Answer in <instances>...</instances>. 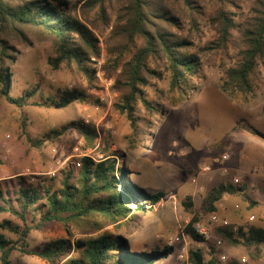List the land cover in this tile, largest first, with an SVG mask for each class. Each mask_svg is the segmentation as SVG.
Listing matches in <instances>:
<instances>
[{
	"label": "trees",
	"instance_id": "trees-1",
	"mask_svg": "<svg viewBox=\"0 0 264 264\" xmlns=\"http://www.w3.org/2000/svg\"><path fill=\"white\" fill-rule=\"evenodd\" d=\"M238 2L0 0V97L17 108L30 104L66 108L74 102L88 103L89 96L78 88L60 90L43 101L33 100L38 86L14 96L9 65L16 56V42L26 43L30 37L49 41L53 55L48 64L55 70L62 65L73 67L87 87L97 89L94 61L100 56L98 44L103 36L107 54L104 67L114 74L113 89L119 93L113 108L128 120L130 136L138 129V103L152 115L163 112L147 98L145 88L151 79H160L165 73L169 74V90L183 97L192 90L194 79L204 67H217L220 91L231 101L252 103L264 84V0H250L242 14ZM202 21L214 34L205 43ZM95 102L100 103L98 99ZM27 121L21 113L19 136L32 148L41 149L45 140L53 141L75 129L84 140L83 149L91 148L100 157L84 153L73 160L61 171L56 187L43 180L29 185L19 181L13 199L5 198L0 190V214H10L22 223L14 225L4 220L0 224L17 236L12 240L0 233V264H12L14 250L35 255L48 264H155L173 253L168 245L131 250L126 236L118 232L135 213L146 212L166 196L164 190L148 191L131 179L127 162L122 161L125 149L111 151L105 139L97 146L95 127L83 121H70L43 139L28 133ZM147 126L153 127L151 123ZM234 128L264 138V133L249 124L237 122ZM130 136L127 149L134 150L138 144ZM225 194H240L251 206L255 204L244 181L226 180L211 188L203 202L204 211L217 212L216 204ZM182 204L191 215L183 232L193 241L205 242L196 230L201 219L191 200ZM37 206L44 210L28 221L27 214ZM53 223L61 224L64 236L29 249L30 233ZM232 227L218 226L214 232L230 245L243 246L252 259L260 258L264 228L247 225L245 230L239 225L234 232ZM210 249L209 256L199 247L189 249V264H220L214 247ZM230 264L238 263L231 259Z\"/></svg>",
	"mask_w": 264,
	"mask_h": 264
},
{
	"label": "rangeland",
	"instance_id": "rangeland-1",
	"mask_svg": "<svg viewBox=\"0 0 264 264\" xmlns=\"http://www.w3.org/2000/svg\"><path fill=\"white\" fill-rule=\"evenodd\" d=\"M249 2L239 0V14L245 13ZM200 29L204 34L202 43L214 37L205 22H201ZM98 46L100 56L94 61L97 89H92L73 67L62 65L55 70L48 64V58L53 55L51 42L30 37L26 43H15L16 56L9 65L12 95H20L30 87L38 86L33 100L43 101L58 95L60 90L78 88L89 96V102H74L66 108L31 104L17 108L0 97V178H3L0 190L4 197L13 199L19 181L29 185L43 180L56 187L61 171L73 160L84 153L100 157L91 148L83 149L84 140L75 129H69L53 141L45 140L41 149L30 147L19 136L21 113L26 115L27 131L35 139H43L51 130L70 121H83L95 127L97 146L105 139L111 151L126 150L122 161L127 162L131 179L148 191L166 192L158 204L146 212L135 213L127 224L118 229L128 239L129 249L144 247L149 250L168 245L173 247V253L155 264H189V249L199 247L209 256L210 246H213L214 255L225 254L229 264L231 259L238 264H264V244L260 246V258L252 259L243 246L230 245L215 234L214 229L218 225L210 220L211 213L203 209L204 199L213 186L237 178L238 182L246 183L247 192L255 204L251 206L240 194H225L217 202L215 213L233 226L264 228V138L234 128L240 122L264 133V84L257 99L244 104L231 101L220 91L217 67H204L199 78L194 79L192 90L183 97L177 91L169 90V74L165 73L160 79H151L145 88L147 98L157 103L155 105L163 112L152 115L138 103V129L135 135L130 136L128 120L113 108L119 93L113 89L114 74L104 67L107 54L103 36ZM97 70L100 72L98 76ZM96 99L100 103L95 102ZM174 100L175 105L172 103ZM150 123L153 127L147 126ZM5 135L10 136V152L8 159L4 160L1 142ZM127 136L138 144L136 149H127ZM206 166L209 168L203 170L202 167ZM188 198L193 210L200 215L198 223L208 229L205 242L193 241L183 232L191 216L182 204ZM39 207L27 214L28 221L39 217L44 210ZM250 215L255 216L253 221L248 220ZM4 220L22 225L19 219L7 213L0 214V224ZM108 229L117 231L112 227ZM132 229H136V233L130 234ZM0 233L9 239H17L7 229L0 227ZM60 236H64L61 224H50L30 233L28 248L38 249L49 239ZM11 260L12 264H48L35 255L18 250L12 252Z\"/></svg>",
	"mask_w": 264,
	"mask_h": 264
},
{
	"label": "built area",
	"instance_id": "built-area-1",
	"mask_svg": "<svg viewBox=\"0 0 264 264\" xmlns=\"http://www.w3.org/2000/svg\"><path fill=\"white\" fill-rule=\"evenodd\" d=\"M99 74H100V72H99V70H97L96 75L98 76ZM9 138H10L9 135H5L3 141L1 142V148H2L3 155L5 156V159H8L9 152H10ZM202 168H203V170H207L209 167L206 166V167H202ZM232 182H238V179L237 178H234V179H232ZM254 219H255V216L254 215H250L248 217V220H250V221H253ZM210 220L212 221V223H214L215 225H218V226H227V225H230V222L227 219H221V218H219V216L216 213H211ZM246 228L247 227L245 225L244 229L246 230ZM196 230L199 233H201L204 237H206L207 234H208V229L206 227H203L200 223H197L196 224ZM232 230L234 232H236L238 230V226L237 225H234L232 227ZM217 258H218V261H219L220 264H229L228 259H227V256L225 254L219 255V257H217ZM242 261L244 262L245 261V258H243Z\"/></svg>",
	"mask_w": 264,
	"mask_h": 264
},
{
	"label": "crops",
	"instance_id": "crops-1",
	"mask_svg": "<svg viewBox=\"0 0 264 264\" xmlns=\"http://www.w3.org/2000/svg\"><path fill=\"white\" fill-rule=\"evenodd\" d=\"M9 147H10V142H9ZM2 158L5 160V156L2 155ZM14 175H11L10 177H13ZM3 179V178H0V180Z\"/></svg>",
	"mask_w": 264,
	"mask_h": 264
}]
</instances>
